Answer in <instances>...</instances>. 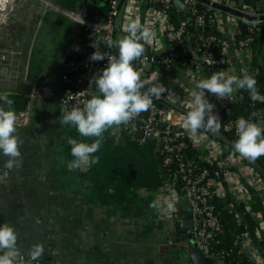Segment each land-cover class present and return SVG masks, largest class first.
<instances>
[{
  "label": "crops",
  "instance_id": "obj_1",
  "mask_svg": "<svg viewBox=\"0 0 264 264\" xmlns=\"http://www.w3.org/2000/svg\"><path fill=\"white\" fill-rule=\"evenodd\" d=\"M117 1V14L126 3L123 30L117 32V40L127 35L124 26L129 18H138L155 34L145 43L147 48L165 53L173 47L166 30L177 27L186 13L176 8L173 22L150 0ZM101 2L26 0L17 21L0 29V93L12 99L15 112L29 103L32 110L30 123L16 126L21 142L17 165L7 169L8 157L0 155V224L14 226L18 249L24 255L34 243H42L40 259L45 264H182L181 255L184 264H191V252L179 251L168 242L170 236L189 237L183 213L189 207L178 200L183 213L178 227L169 216L150 207L157 196H169L161 187L163 174L154 141H143L138 135H129L121 125H114L105 131L102 147L94 154L99 156V163L71 171L67 168L73 159L68 139L91 143L95 138H82L74 127L62 123V64L72 54L80 55L86 41L83 25L74 23L62 9L85 5L92 18L99 19L105 17ZM215 15L224 37L222 53L229 59L223 70L238 75L244 70L254 75L257 88L264 90L258 48L264 36V20L254 48L240 51L233 34L239 22L237 15L218 8ZM186 49L195 53L190 42ZM212 74L208 68L189 71L178 67L162 72L156 80L165 85L164 96L190 110L191 90L198 80ZM205 91L218 114L219 97ZM243 91L232 95L233 102ZM246 170L242 167L243 173ZM237 188L247 192L252 208L264 215L259 187L248 183ZM233 196L234 208L241 211ZM261 238L263 245L264 233ZM260 250L264 253V246Z\"/></svg>",
  "mask_w": 264,
  "mask_h": 264
},
{
  "label": "built area",
  "instance_id": "obj_2",
  "mask_svg": "<svg viewBox=\"0 0 264 264\" xmlns=\"http://www.w3.org/2000/svg\"><path fill=\"white\" fill-rule=\"evenodd\" d=\"M26 0H0V29L17 21L19 11ZM110 4L107 16L93 19L87 6L62 9L74 23L84 27L86 41L83 52L80 55L72 54L62 64L61 95L60 102L64 107L67 102L69 108L82 107L98 90L94 85L89 86V81L98 70L107 66V57L117 55L116 47H109L106 41H116V15L118 8L117 0H103ZM209 3L199 0H187L191 15L180 20L177 27H169L166 36L173 47L165 53H155L145 46L141 57L135 59L132 64L141 76V79H158L162 72H171L174 68H182L195 71L208 68L213 73L222 71L228 64L229 59L222 53L224 37L217 28V18L214 4H219L231 9L238 10L250 16H262L264 12L261 6L252 7L245 4V0H208ZM153 5H160L163 12L169 15V11L175 6L174 0H150ZM200 3L203 9H200ZM214 11V13H212ZM239 20L247 22L245 33L239 27V22L234 29L235 43L240 51L251 50L260 36L261 20L246 19L237 16ZM194 27V28H191ZM211 29V30H210ZM99 41V52L105 55L101 61H92V53L96 50L92 42ZM190 42L197 56L190 54L186 46ZM177 45L178 48H175ZM1 52V49H0ZM264 73V65L262 66ZM264 94V90H260ZM233 97L218 98L216 105L222 123V132H228L237 137L235 122L239 117L259 121L260 116L252 114L240 115L233 112ZM240 105H248L252 110L264 102L252 101L249 93L240 92L238 101ZM253 112L264 114V107ZM16 114V126L24 127L31 121V104ZM185 113L177 107L164 106L153 99L152 107L143 112L126 125L121 127L129 135L135 136L139 130L143 131L142 140H152L156 143V158L162 170V190L167 191L169 196L175 193L176 211L167 215L175 226L178 227L183 221V213L178 204L181 198L188 204L191 211V225L186 228L189 237L182 235L170 236L168 242L179 251L189 253L197 250L204 254L208 264H227L230 252L216 251L217 246L222 244L225 235V226L221 221L218 205L232 211H236L238 220L247 226L244 234L240 235L235 244L239 251L245 255L248 262L236 261L235 264H264V253L261 245V234L264 233V215L252 208L250 196L247 192L239 190L238 185L251 183L258 186L263 201L264 209V176L250 166L243 157L234 151L233 147L226 142L213 137L207 132L199 131L196 135H190L183 126ZM195 152L190 156L189 151ZM264 161V156H261ZM246 166V172L242 167ZM264 167V166H263ZM250 168V172L248 170ZM235 187L238 189L236 190ZM234 195L240 206H246L251 214L255 226L247 223L242 211L234 208L230 195ZM260 204V201H259ZM239 206V207H240ZM258 239H257V238ZM20 264H26L27 257L20 252ZM32 264H45L43 259Z\"/></svg>",
  "mask_w": 264,
  "mask_h": 264
},
{
  "label": "clouds",
  "instance_id": "obj_3",
  "mask_svg": "<svg viewBox=\"0 0 264 264\" xmlns=\"http://www.w3.org/2000/svg\"><path fill=\"white\" fill-rule=\"evenodd\" d=\"M124 30L127 35L116 41H106L109 47L117 48L118 54L108 56L107 66L91 77L89 86L94 85L98 91L82 107L69 108L65 101V106L60 110L63 124L74 127L82 138H95L91 143L83 139L78 141L74 137L68 139L73 157L67 163L70 171L99 163V156L94 154L102 147L105 131L114 125H126L134 116L147 112L153 105V98L158 100L166 92L165 85L157 82L156 78L141 79L132 64L144 53L145 43L154 38L153 30L142 25L138 18H129ZM91 46L96 49L90 57L92 61L106 58L97 50V39ZM205 90L221 99L231 97L238 90H246L252 101L264 102V94L258 90L254 75L244 70L239 75L227 70L215 72L210 77L198 80L190 92V110L183 118V126L190 135H196L201 130L219 133L221 129L220 117L213 111L215 105L209 101ZM12 103L6 93H0V155L8 157L5 162L7 169H13L21 156V142L16 134V114L11 108ZM252 116H260L261 120L253 121L244 117L236 120L238 139L233 142V149L241 157L255 161L264 156V114L253 112ZM175 202V193L163 198L157 196L150 207L170 215L176 211ZM43 253V244L34 243L25 253L26 264L38 261ZM19 257L18 236L14 226L0 224V264H20Z\"/></svg>",
  "mask_w": 264,
  "mask_h": 264
},
{
  "label": "trees",
  "instance_id": "obj_4",
  "mask_svg": "<svg viewBox=\"0 0 264 264\" xmlns=\"http://www.w3.org/2000/svg\"><path fill=\"white\" fill-rule=\"evenodd\" d=\"M264 0H245V4L252 6V7H257V6H261V8L259 9L261 12H264L263 8H264ZM102 10L104 12V15L107 16L109 11H110V4L103 1L102 0ZM200 9H203V5L200 3ZM177 9L174 6L170 11H169V16L170 19L173 22H176V16H177ZM212 13H214V11H212ZM194 28V27H191ZM211 30V29H210ZM117 33V31H116ZM243 33H245V30L243 31ZM262 39L260 40V44H258V48H259V52L261 55V70H262V66L264 65V36H261ZM260 36L257 38V41H259V39L261 38ZM175 48H178L177 45H175ZM174 70V69H173ZM172 70V71H173ZM262 90V89H260ZM232 107H233V112L234 114H240V115H248V114H252L253 111H255L256 109H261L264 107V105L260 104L257 107H255V109H250L248 107V105H240L236 102L232 103ZM220 131H222V129H220ZM233 142L238 139V137L234 136L231 133L228 132H224ZM194 150H190V156L194 153ZM245 160V159H244ZM263 166H264V161L261 157H259L257 159ZM246 161V160H245ZM262 175H264V172L262 173ZM257 208V207H256ZM218 209L220 212V218L222 223L225 226V235L222 238V244H219L217 246V250L216 251H221L223 248H225L224 250L230 252L229 256L227 257V264H235L236 261H246L248 262L247 258L245 257L244 254H242L239 251V248L237 247V245L235 244L236 239L244 234L247 230V226L245 224H241L240 221L238 220V215L236 211H232L229 209H226L223 207V204H219L218 205ZM257 210V209H256ZM241 211L243 212V215L245 216L247 223L250 224V226H255L254 221L251 217L250 212L248 211V209H246L245 206L241 205ZM179 226V225H178Z\"/></svg>",
  "mask_w": 264,
  "mask_h": 264
},
{
  "label": "water",
  "instance_id": "obj_5",
  "mask_svg": "<svg viewBox=\"0 0 264 264\" xmlns=\"http://www.w3.org/2000/svg\"><path fill=\"white\" fill-rule=\"evenodd\" d=\"M199 1L209 3L208 0H199ZM174 5H175L176 8H178L179 10L183 11L184 13H186L187 16L191 15L189 6H188V4L185 1H183V0H174ZM214 7L218 8V9H222V10L228 11V12H230L232 14L244 17L246 19L261 20V21L264 20V15H262V16H250V15H246V14H244V13L238 11V10L231 9V8L219 5V4H214ZM125 8H126V3H123L120 6L119 12L117 14L116 21H115L116 22L115 29H116L117 32H121L123 30V23H124V17H125ZM263 10H264V8H263ZM239 24H240L242 29L245 30L247 28V22L245 20H239ZM193 55L197 56L196 53H194ZM153 99H155V98H153ZM155 100L157 102H159L160 104L166 106V107L167 106L177 107V108L181 109L184 113H186L189 110V109L183 108L180 105H178L177 103L171 101L170 99H168L163 94H162L160 99H158V100L155 99ZM202 131L209 133L213 137H216V138L226 142L227 144H229V145H231L233 147V141L225 133H223L222 131H219V133H212V132L205 131V130H202ZM136 135H138V137H142L143 131L139 130ZM244 159L246 160V162L250 166H252L259 173H263L264 172V167L258 160L250 161V160H248L246 158H244ZM183 203H184V205L188 206V204L185 201ZM183 213H184V218H185V224L189 227L191 225V222H192V220H191V211H190V209L186 208V209H184ZM190 256H191V264H208L204 254L199 252V251H197V250L191 251Z\"/></svg>",
  "mask_w": 264,
  "mask_h": 264
},
{
  "label": "rangeland",
  "instance_id": "obj_6",
  "mask_svg": "<svg viewBox=\"0 0 264 264\" xmlns=\"http://www.w3.org/2000/svg\"><path fill=\"white\" fill-rule=\"evenodd\" d=\"M180 261L182 262V264L185 263V260H183V255L180 256Z\"/></svg>",
  "mask_w": 264,
  "mask_h": 264
}]
</instances>
